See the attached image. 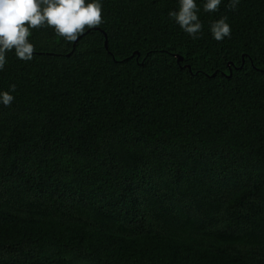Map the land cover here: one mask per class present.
<instances>
[{
    "label": "trees",
    "instance_id": "trees-1",
    "mask_svg": "<svg viewBox=\"0 0 264 264\" xmlns=\"http://www.w3.org/2000/svg\"><path fill=\"white\" fill-rule=\"evenodd\" d=\"M197 4L195 40L178 0H103L76 41L7 53L0 264H264V0Z\"/></svg>",
    "mask_w": 264,
    "mask_h": 264
},
{
    "label": "clouds",
    "instance_id": "clouds-1",
    "mask_svg": "<svg viewBox=\"0 0 264 264\" xmlns=\"http://www.w3.org/2000/svg\"><path fill=\"white\" fill-rule=\"evenodd\" d=\"M224 0H203L202 11L215 13ZM240 0H229L235 8ZM103 0H0V71L7 64V53L29 62L33 59L34 44L30 41L33 30L51 28L56 37L74 42L86 29L102 24ZM197 0H178V8L168 13L169 18L193 40L199 38L203 23ZM212 38L223 41L231 37V25L226 17L209 25ZM15 85L0 91V105L10 107L15 100Z\"/></svg>",
    "mask_w": 264,
    "mask_h": 264
},
{
    "label": "water",
    "instance_id": "water-1",
    "mask_svg": "<svg viewBox=\"0 0 264 264\" xmlns=\"http://www.w3.org/2000/svg\"><path fill=\"white\" fill-rule=\"evenodd\" d=\"M105 44H106V47H108V43H107V40H106V43H105ZM179 60L181 61V60H182V58H179Z\"/></svg>",
    "mask_w": 264,
    "mask_h": 264
}]
</instances>
